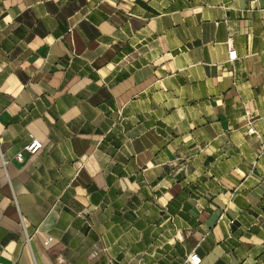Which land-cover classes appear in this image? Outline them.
I'll use <instances>...</instances> for the list:
<instances>
[{
	"label": "crops",
	"instance_id": "crops-1",
	"mask_svg": "<svg viewBox=\"0 0 264 264\" xmlns=\"http://www.w3.org/2000/svg\"><path fill=\"white\" fill-rule=\"evenodd\" d=\"M263 145L264 0H0V264H264Z\"/></svg>",
	"mask_w": 264,
	"mask_h": 264
},
{
	"label": "built area",
	"instance_id": "built-area-1",
	"mask_svg": "<svg viewBox=\"0 0 264 264\" xmlns=\"http://www.w3.org/2000/svg\"><path fill=\"white\" fill-rule=\"evenodd\" d=\"M237 57V53H236V49L233 48V46H231L230 50H229V58L230 60H234ZM250 131H254V128L251 127ZM44 146V142L42 139H40L39 137H37L34 133H30L29 134V141L26 143V145L24 146L22 151H19L16 154V158L20 161H22L24 159V153L28 152L31 154L37 153L38 151H40ZM263 150H264V145H263ZM0 157L3 161L4 164L7 163V159L5 157L4 152L0 149ZM24 234H25V244L28 246L30 254L32 255L33 258V263L37 264L34 258V253L31 247V241H32V235L28 232V230L26 229L25 225H24ZM201 257L197 254V253H191L188 256L187 261L192 263V264H199L201 262ZM59 264H74L73 262L69 261V260H64L61 261Z\"/></svg>",
	"mask_w": 264,
	"mask_h": 264
}]
</instances>
